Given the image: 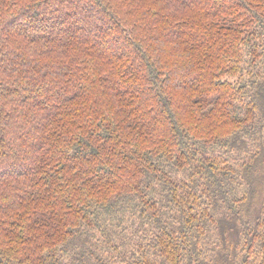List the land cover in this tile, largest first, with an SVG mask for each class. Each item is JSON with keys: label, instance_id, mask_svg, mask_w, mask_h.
<instances>
[{"label": "trees", "instance_id": "obj_1", "mask_svg": "<svg viewBox=\"0 0 264 264\" xmlns=\"http://www.w3.org/2000/svg\"><path fill=\"white\" fill-rule=\"evenodd\" d=\"M0 166V264H264V0H0Z\"/></svg>", "mask_w": 264, "mask_h": 264}, {"label": "rangeland", "instance_id": "obj_2", "mask_svg": "<svg viewBox=\"0 0 264 264\" xmlns=\"http://www.w3.org/2000/svg\"><path fill=\"white\" fill-rule=\"evenodd\" d=\"M51 28H52V26H51ZM1 167H2V166H0V168H1ZM22 167H23V165H17V166H13V168H11V169H10V171H8V172H10V173H11V172H13V170H14V169H17V168H22Z\"/></svg>", "mask_w": 264, "mask_h": 264}]
</instances>
